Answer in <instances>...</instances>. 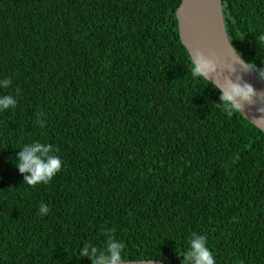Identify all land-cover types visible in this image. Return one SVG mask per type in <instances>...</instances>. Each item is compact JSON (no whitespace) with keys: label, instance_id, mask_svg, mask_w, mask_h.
Returning a JSON list of instances; mask_svg holds the SVG:
<instances>
[{"label":"trees","instance_id":"1","mask_svg":"<svg viewBox=\"0 0 264 264\" xmlns=\"http://www.w3.org/2000/svg\"><path fill=\"white\" fill-rule=\"evenodd\" d=\"M182 0H0V264H185L207 235L217 264H264V132L192 76ZM227 36L264 80V0H222ZM63 160L31 186L24 145ZM50 211L41 214L40 205ZM89 255H82L89 246Z\"/></svg>","mask_w":264,"mask_h":264},{"label":"water","instance_id":"2","mask_svg":"<svg viewBox=\"0 0 264 264\" xmlns=\"http://www.w3.org/2000/svg\"><path fill=\"white\" fill-rule=\"evenodd\" d=\"M177 17L182 43L193 59L198 53L217 62L210 76L220 90L235 83L255 89L252 101H241L239 111L248 121L264 132V80L239 56L226 32L222 0H182ZM126 264H167L159 261H133Z\"/></svg>","mask_w":264,"mask_h":264},{"label":"clouds","instance_id":"3","mask_svg":"<svg viewBox=\"0 0 264 264\" xmlns=\"http://www.w3.org/2000/svg\"><path fill=\"white\" fill-rule=\"evenodd\" d=\"M264 40V36H261ZM217 70V62L207 58L203 53H198L192 59L191 72L194 78H203L210 81V76ZM11 79L0 80V87L7 88L11 85ZM223 110L231 116L241 110V101L251 102L255 96V89L251 85L231 84L221 89ZM17 105V99L12 95H0V112ZM58 149L50 143L39 141L26 144L19 152L16 164L21 173H26L25 182L31 186L48 184L62 170L63 160L57 155ZM41 214H47L50 209L46 204L40 205ZM188 251L185 253V264H217L213 251L208 245L207 235L193 233L189 238ZM89 246L84 248L82 255H89ZM107 254L97 255V249L92 248L91 258L93 264H126L124 259L125 245L110 240L106 246Z\"/></svg>","mask_w":264,"mask_h":264}]
</instances>
